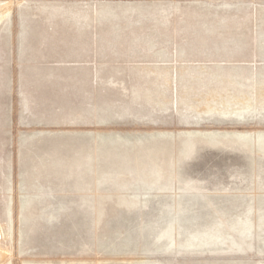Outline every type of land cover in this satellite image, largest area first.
Listing matches in <instances>:
<instances>
[{
	"label": "rangeland",
	"instance_id": "obj_1",
	"mask_svg": "<svg viewBox=\"0 0 264 264\" xmlns=\"http://www.w3.org/2000/svg\"><path fill=\"white\" fill-rule=\"evenodd\" d=\"M0 264H264V0H0Z\"/></svg>",
	"mask_w": 264,
	"mask_h": 264
}]
</instances>
